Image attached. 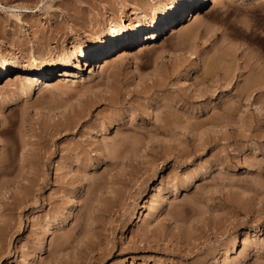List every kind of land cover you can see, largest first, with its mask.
<instances>
[{
  "label": "rangeland",
  "instance_id": "374dc122",
  "mask_svg": "<svg viewBox=\"0 0 264 264\" xmlns=\"http://www.w3.org/2000/svg\"><path fill=\"white\" fill-rule=\"evenodd\" d=\"M116 1L0 0V264H264V0H126L152 38L31 89Z\"/></svg>",
  "mask_w": 264,
  "mask_h": 264
},
{
  "label": "bare ground",
  "instance_id": "6f19581e",
  "mask_svg": "<svg viewBox=\"0 0 264 264\" xmlns=\"http://www.w3.org/2000/svg\"><path fill=\"white\" fill-rule=\"evenodd\" d=\"M114 3L121 10L125 11L126 15H120L116 17V19L112 23H110L104 28V31L102 33L98 34L97 37H94L89 42H84L81 34H78L73 40L75 44L74 45L75 48L72 49V51H70L69 54H67V56L65 57V61L63 63H49V62L48 63L47 62L46 63L45 62L44 63H37V62L25 63L23 62L15 66L18 68V70H21L24 72V74H20V76L26 77L28 79L29 78L33 79L31 84L29 83L31 89L37 87L38 85L40 86V84L41 85L44 84L45 83L44 80L50 78L52 75L56 73L60 74L61 76H64L66 79L70 78V76L74 74L75 69H79L82 67L81 62L84 59L87 60V58L89 59L93 58L95 59L96 61L95 64L97 65L102 57H105L106 55L110 54L111 52L116 50L118 47L124 46L125 44L130 43V41L141 43V42L148 40V38L153 37L152 32L151 33L146 32V29L150 27L149 22H150V17H151V13H149L147 9H144L142 7L141 8L136 7L134 5H129L128 4L129 2L127 3L126 0L116 1L109 5H113ZM0 6L7 7V11H8L7 15H9L11 19H17L20 12L34 11L33 7L26 5V4H11V5L5 6V4L2 5L0 3ZM102 12H104V9H99L95 13H91V14L89 13V15H92V16H89L87 14V16L89 17H86V18H88V20L89 19L94 20V18H96L99 14H102ZM81 18H82L81 20H84V15ZM74 19L75 17L69 19L71 20V22L68 21V23H65V24H67V26L70 24L71 25L77 24L78 20L76 21ZM64 20L66 21V19ZM57 35H59V32H55L54 36H57ZM54 39H57V37H54ZM25 52L28 55L31 54L33 57H38V58L46 57V56H49L51 53H53L52 50L40 51L37 49L27 50ZM10 57H11L10 55L3 53V51H0V78H1V72H4L5 70L10 69L9 68L10 66L7 65V62L6 63H1V62L7 61V59H9ZM199 64L201 63H198L193 68L195 70H198ZM193 68L190 69L191 72ZM14 96L15 97L10 99L9 104H16L17 97L16 95ZM18 97H21V96L19 95ZM154 186H155V183L150 184L148 188L149 190H147L146 193H150V190ZM141 213H142L141 209H139L138 212L135 214V217L136 219H138L139 222L141 221V216H140ZM133 230L134 228L132 226L129 231H133ZM240 233L242 234L244 232L241 230ZM241 239L242 238L239 234L235 240V245L240 246L242 242ZM47 246L48 245L44 243L35 252V254L37 256H40L39 254L43 253L45 251V248L47 249ZM243 256H244L243 258L245 259L246 255H243Z\"/></svg>",
  "mask_w": 264,
  "mask_h": 264
}]
</instances>
